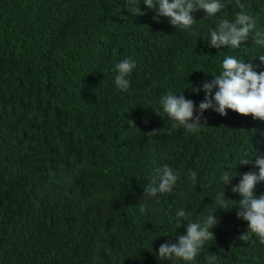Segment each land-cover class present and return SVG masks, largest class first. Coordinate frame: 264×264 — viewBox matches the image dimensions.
Masks as SVG:
<instances>
[{"label": "trees", "instance_id": "trees-1", "mask_svg": "<svg viewBox=\"0 0 264 264\" xmlns=\"http://www.w3.org/2000/svg\"><path fill=\"white\" fill-rule=\"evenodd\" d=\"M240 2L264 33V0ZM137 3L142 16L125 0H0V264H171L158 250L186 234L181 208L194 221L212 212L219 221L191 264L211 253L218 264H264V243L239 239L248 222L232 191L240 174L258 172L239 163L264 155V120L209 109L192 134L155 113L172 91L199 115L202 85L223 60L264 72V47L251 37L237 50L209 46L210 30L239 11L236 0L212 18L194 12L191 33ZM125 59L137 65L128 92L115 85ZM165 164L179 174L173 191L144 197ZM224 172L234 176L226 186Z\"/></svg>", "mask_w": 264, "mask_h": 264}, {"label": "clouds", "instance_id": "clouds-1", "mask_svg": "<svg viewBox=\"0 0 264 264\" xmlns=\"http://www.w3.org/2000/svg\"><path fill=\"white\" fill-rule=\"evenodd\" d=\"M143 2L149 9L156 10L155 18H167L169 23L178 30L191 33L197 22L192 15L194 12L203 9L206 12L205 18H212L221 13L226 4H231L232 0H171V2L170 0H143ZM139 4L137 0H125L128 12L133 16L144 15ZM236 7L239 11L235 13L234 19H221L215 30H210L209 46L216 49L230 47L237 50L251 37L257 46L264 47V33L255 31L257 18L246 11V5L240 0H236ZM258 58L261 63H264V55H259ZM136 66L135 60L132 59H125L116 65L115 85L122 92L129 91L128 77ZM221 67L220 74L212 75L213 79L210 82L206 80L202 85L206 95L199 104V115H194L195 104L192 100L187 99L183 92L177 95L172 91L161 96L162 112L155 111V113L169 118L173 129L183 128L192 134L207 126V121L204 120L202 123V119L204 112L209 109L222 116H227V110L231 109L243 116L251 115L254 119L264 120V72L254 71L252 64L245 63L242 59L238 60L235 56H227ZM194 90L199 92L200 88ZM131 122L135 126L134 122ZM239 164H252L253 169H258V172L253 170L240 174L239 184L232 188L234 193L241 196L238 202L232 201L238 204L237 218L248 222V231L239 239L248 243L255 234L260 242L264 243V194L257 196L256 193L257 185L264 182V155L256 159H241ZM229 173L224 172L221 176L224 186L229 185L234 177ZM189 174L191 179H197L194 171L189 170ZM178 179L179 174L174 168L167 164L163 165L155 170L151 183L145 186L144 197L156 198L158 193H171ZM224 198H226L225 187L223 192L217 195L218 208L225 207ZM139 208L142 213L146 212L145 205L140 204ZM213 213L194 221L192 212L178 209L176 221L178 225L186 222V234L178 236L176 243L161 245L158 250V259L170 261L171 264H177L178 261H183L184 264L194 262L205 244L215 237L212 229L218 225L219 221ZM206 262L218 264L217 254L211 253L206 256Z\"/></svg>", "mask_w": 264, "mask_h": 264}]
</instances>
